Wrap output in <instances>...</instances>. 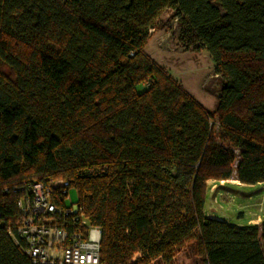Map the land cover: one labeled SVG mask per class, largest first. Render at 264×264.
<instances>
[{
  "label": "trees",
  "instance_id": "trees-1",
  "mask_svg": "<svg viewBox=\"0 0 264 264\" xmlns=\"http://www.w3.org/2000/svg\"><path fill=\"white\" fill-rule=\"evenodd\" d=\"M168 10L215 62V115L145 52ZM233 178L264 183V0H0V264H34L11 235L17 204L61 179L102 264L188 247L201 264H264V221L205 214L208 183Z\"/></svg>",
  "mask_w": 264,
  "mask_h": 264
},
{
  "label": "rangeland",
  "instance_id": "rangeland-1",
  "mask_svg": "<svg viewBox=\"0 0 264 264\" xmlns=\"http://www.w3.org/2000/svg\"><path fill=\"white\" fill-rule=\"evenodd\" d=\"M146 54L164 69L191 97L200 103L209 113L215 115L217 97L222 87L220 77L215 75V62L210 54L199 47L189 45L182 39L181 24L172 11H166L158 20L145 49ZM217 118V117H215ZM219 128H216V133ZM232 183H225L229 186ZM219 185L212 183L207 192L206 212L227 215L234 219L232 223H246L239 214H259L264 217V190L262 185L248 187L229 186L233 191L224 193L226 187H216V194L210 189ZM218 191H220L218 193ZM68 205L78 202V193L70 190ZM260 204V205H259ZM230 217H228L230 219ZM231 218V219H232ZM140 255H138L139 257ZM164 264V263H156ZM172 264H201L190 247L181 251Z\"/></svg>",
  "mask_w": 264,
  "mask_h": 264
},
{
  "label": "built area",
  "instance_id": "built-area-1",
  "mask_svg": "<svg viewBox=\"0 0 264 264\" xmlns=\"http://www.w3.org/2000/svg\"><path fill=\"white\" fill-rule=\"evenodd\" d=\"M68 187L62 179L32 183L18 201L21 218L11 235L34 264H102L101 231L88 226L77 203L68 205Z\"/></svg>",
  "mask_w": 264,
  "mask_h": 264
},
{
  "label": "crops",
  "instance_id": "crops-1",
  "mask_svg": "<svg viewBox=\"0 0 264 264\" xmlns=\"http://www.w3.org/2000/svg\"><path fill=\"white\" fill-rule=\"evenodd\" d=\"M212 183H215L214 181H211V182H209L208 183V185H209V188H210V185L212 184ZM225 183H232V184H230L229 186H233V187H240V188H242V187H248V186H251V185H244V184H241L236 178H233V179H231V180H228V181H222V182H220V183H218L219 185H215V186H213L211 189H210V192L212 193V194H216L217 193V191L215 192V188L216 187H222V186H224V187H226L225 189H227L224 193H226V194H229L230 192H232L233 190L232 189H230V187L227 185V186H225ZM257 185H262V184H257ZM253 186H255V185H253ZM209 190V189H208ZM220 191H218V193H219ZM260 205V204H259ZM215 212V211H214ZM214 212H211V213H208V212H206V209H205V214L209 217V218H212V219H217V220H221V221H225V222H229V223H232L233 221H234V219L232 218V217H230V216H228V217H230V219L228 218V217H226L225 215H217L216 213H214ZM232 218V219H231ZM239 218H241V220H243V221H246V223H237V225H240V226H244V225H248V224H256V225H260L263 221H264V217L262 216V215H259V214H249V213H243V212H241L240 214H239ZM235 224V223H234Z\"/></svg>",
  "mask_w": 264,
  "mask_h": 264
}]
</instances>
